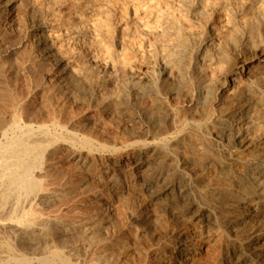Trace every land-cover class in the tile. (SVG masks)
<instances>
[{
	"label": "bare ground",
	"instance_id": "obj_1",
	"mask_svg": "<svg viewBox=\"0 0 264 264\" xmlns=\"http://www.w3.org/2000/svg\"><path fill=\"white\" fill-rule=\"evenodd\" d=\"M19 8L26 19L23 34L39 53L27 62L49 65L80 102L117 120L127 138L112 155L96 135L85 136L69 119L52 125L13 122L0 130V232L12 224L31 238L33 207L52 197L48 157L61 155L83 186L92 177L103 183L91 198L94 215H103V207L126 189L147 193L153 205L163 202L154 209L167 224L150 236L155 264H206L213 250L218 264H264V0H0V17ZM5 43L1 37V57L14 56L17 46ZM136 207L129 216L140 224L144 209ZM6 213L21 215L5 218ZM79 228L84 236L96 231L93 223ZM146 229L143 223L134 235ZM5 243L0 264L12 244ZM68 255L53 252L59 264L83 263Z\"/></svg>",
	"mask_w": 264,
	"mask_h": 264
},
{
	"label": "rangeland",
	"instance_id": "obj_2",
	"mask_svg": "<svg viewBox=\"0 0 264 264\" xmlns=\"http://www.w3.org/2000/svg\"><path fill=\"white\" fill-rule=\"evenodd\" d=\"M15 14H16V17H15ZM21 16H22V18H21ZM19 18L21 20H19ZM22 20H23V22H24V20L26 21L25 15L23 13V9L21 10L20 8L18 10L13 11V13L11 14V16H9V17H3V16L0 17V38L2 37V40L4 42H6L5 45L8 46V47L9 46L10 47H13V46L16 47L17 46L16 47L15 55L12 56V57H9V58H5V57L2 58L1 56H3L4 52H3L2 49L0 50V69H1L0 70V130L6 129L8 127L7 125L12 124L13 122L31 123V124L34 123V125H37V121H39L38 124H40V123H46L48 125H52V122H54V121L55 122L64 123V121L67 122L66 120L69 119V121H72V123H75V124H73L74 127L77 128V129H79L80 132H82V134H84L85 136L88 135V137L94 139L93 137H94V135H96V137H95L94 140H97V141H99V142L104 143L105 145H107L110 148L109 150L111 151V154L112 155L114 153V150L122 149V147H123V145L125 143L124 140H126L127 137L124 134V131H122L123 129L117 123V120L114 121V119H112V118H111L112 119L111 120L110 117H108L104 113V111H102L100 109L99 110L97 109L99 111V112H97L95 108L93 109V107L91 108V106H89L88 104H87L88 105L87 106V105H85L86 103L83 104V102H80L74 95L71 94V92L69 90V89H71V87H69V89L67 90V88H68L67 86L70 85V83H67V81L64 82L63 80H60L58 78H54V76L50 73V66L49 65L47 67H45L46 65H38V64H33V63H28L27 62V57L28 56H32V54L35 55V56H38L39 53H37L38 51L36 50L35 43L32 41V39L25 38V36L23 34V28L25 27L24 26L25 23H23ZM20 26H22V27H20ZM15 30H17V31L15 32ZM8 33H10V35ZM3 36H4V38H6V37L7 38L4 39ZM18 38H20L19 41H18ZM8 41H9V43H8ZM10 42H13V43H10ZM17 42H18V44H16ZM25 46H26V49H25ZM21 48H22V50H19ZM23 50L25 51L26 54L24 53ZM4 59H5V61H4ZM9 60H11V61H9ZM15 60H17V62ZM12 61H13V63L11 64L10 62H12ZM4 63H6L7 66H5ZM21 66H22V68H21ZM43 66L45 68H42ZM12 67H13V69H10ZM46 68L48 69V71H47ZM97 68H99V70ZM97 68H96L97 69V72L99 71V74L100 75H103L104 73H102V68L99 67V66ZM31 69H32V71H31ZM44 69H46L47 72ZM42 76H44V77H42ZM40 78H42V79L40 80ZM31 80H32V82H31ZM37 81H39V82H37ZM65 84H66V86H65ZM32 85H33V88L34 89L31 87ZM28 88H29V90H28ZM48 88H49V91H48ZM50 90H51V92H50ZM56 93H58V95ZM60 93H61V96L62 97H60ZM50 95H51V98H50ZM55 95H57L58 97L57 96L55 97ZM22 96L24 98L25 97L26 98L24 99V98H22ZM46 96H48V97H46ZM54 97L56 98L57 101L54 100L55 99ZM71 97H72V99H70ZM48 98H49V100H48ZM22 100H23V102H22ZM43 101H44V103H42ZM53 101H55L54 102L55 104H53ZM62 101H63V105H62ZM68 101H69V103H68ZM56 102L58 103V105H57ZM80 103H81V105H80ZM42 104H45V105H42ZM14 105L16 106V108H15ZM66 108H68V109H66ZM46 109H47V111H46ZM61 110H62V112H61ZM94 110L96 111V113H95ZM44 111H46V112H44ZM48 113H50L52 115H49ZM14 116H17V118L14 117ZM50 116H51V118H50ZM98 116H99L100 119L98 118ZM66 117H68V118H66ZM70 117H71V119H70ZM25 119H27L28 121L25 120ZM61 119H62L63 122L61 121ZM109 120L111 121V123L108 122ZM91 126H94V127H91ZM50 127H52V126H50ZM89 133H90V135H89ZM91 134H93V136ZM119 134L122 136V139L120 138L121 136ZM56 156H57V158H56ZM48 159H49L48 161H51L50 163H52V165H51V171H50V177L48 178V183L50 184V182H51V184L49 186L51 188V193L49 194V197L52 196V197H50L51 201H49L50 199H48V197H46V198L44 197L41 200V202H38L33 207V210H32L33 214H32V216L35 217V222H34V229L32 231V232H34V234L32 233L33 235L30 236L31 238H28V237H25L24 238L23 237L24 234L19 233V231L15 230L16 227H15V225H12V224L9 225V226H7L4 231L0 232L1 235L3 234V235L6 236L5 237V236H1L0 235V243L1 244H3V243L6 244L5 242H10L12 244H16V243L19 242V244H16V245H18L20 247V251H19V248H17L18 246L15 245L16 248L15 247L13 248L14 245L12 246V244H10V245L8 244V246H9L8 250H9V252H10L11 255L8 252V256H7L8 258L6 259L7 261L3 259L6 264H15V263L16 264H28V262H29V264H33V263L34 264H45V261L44 260H46V259H47L46 260L47 264H51V261H52V264H59V261L57 259H55V257L53 256V252H54L55 249L63 252L66 255L69 254L68 256L72 257V259L74 261L83 262L82 264H102V262H103V264H106V263L107 264H113V263L114 264H116V263L117 264H131V262L134 263V264L135 263L136 264H146V263L147 264H155V261L156 260L154 258H152V257L151 258L149 257V256H151L150 249H151V247L153 245V242L150 239L151 238L150 236H151V233H155V232L156 233H159L160 231H162V229L164 228V226L167 224V220L162 215V213H160V211H157L156 209H154V206L156 207V205H158V206L159 205H162L163 202L161 200L158 201L156 203V205H153L152 202L150 201V198H149V196H148L147 193L140 192V191H136V190H132V189H130V190L126 189V190H122L123 192H121V195L118 197L117 200H113L112 203H110L109 205H107L105 208L103 207V209H104L102 211L103 212V215H101V216L94 215V213L96 214L97 211H96V207L94 206L93 201H92L91 198H92V196H93V194H94V192L96 190H99V188L101 190L103 188V187H100L101 185H103V183L101 181H99L96 177L95 178L92 177V178H90L87 181L89 185L88 184L85 185V183H84V186H83V184H81V178L78 175V172L76 171V169L74 168V165L72 166V163L68 162L61 155H54L53 157L52 156L51 157L49 156ZM62 160H63V162H62ZM64 161H66L67 163L71 164L70 166H72L74 168V170L72 169V167L69 166V164H67ZM100 161L101 160H98L97 163L100 162ZM55 166H57L58 168L55 167ZM55 168L57 169V171H56ZM67 169H69L71 171H69ZM73 171H74V174L71 173ZM75 174H76V176H75ZM146 174H147V172L145 173V175ZM70 175H72V176H70ZM69 176H70V178H69ZM72 177H74V178H72ZM75 178H77L78 180L77 179L75 180ZM49 180H51V181L49 182ZM57 180H58V183L61 180L60 183H59V185L57 183ZM73 181H78V182H76V184H75V182H73ZM55 184H57L58 186L55 185ZM67 184H70V186L67 185ZM91 184H92V186H91ZM54 189H56V190H54ZM62 189L63 190L66 189L65 190L66 191V194H65V191H63ZM81 189H83V190H81ZM73 190H77V191H73ZM54 191H55V193H54ZM57 191H58V194L60 193L59 196L57 195ZM194 191H195V194L197 196L198 190L196 189ZM70 192H71V194L72 193L73 194L71 195ZM125 193H127V194H125ZM133 194L136 195V196H132ZM82 195L84 197H82ZM124 196L125 197L127 196V198H125ZM59 197H61L63 200L61 198L59 199ZM86 197H87V199H86ZM129 197L131 199H133V200H131ZM128 198H129V201H128ZM46 199L49 201L48 203H47V200ZM67 199H69L70 201L67 200ZM125 199L127 200V202H126ZM45 200H46V202H45ZM75 200H77V201H75ZM56 201H57V203H56ZM65 201H66V203L68 202L67 203L68 205L65 203ZM86 201L89 202V203H87ZM121 201H123V202H121ZM138 201H139V203H138ZM80 202H81V204H80ZM120 202H121V205L122 206L120 205ZM45 203H47V204H45ZM69 203L71 204V206H70ZM75 203H76V205H75ZM72 204H74V205L72 206ZM74 206H76V208ZM119 206H121V207H119ZM136 206H138V208H140V210H142V209H144V210L140 211V213H139V214H141L140 224L139 223H135L136 224L135 225L134 223H132V219L130 218L129 215H130V213L138 210ZM65 207H67V208L65 209ZM82 207H84V208H82ZM125 207L127 209H125ZM116 208H118V209H116ZM82 209H84V210H82ZM93 209H94L95 212L93 211ZM118 210L119 211L121 210L122 212L121 211L119 212ZM55 211H56V213H55ZM72 211H73L74 214L72 213ZM78 211H81V212H78ZM85 212H86V214H85ZM154 212H156V213L159 212V214H156ZM88 213H89V215H88ZM118 213L119 214L121 213L120 214L121 216ZM146 213H147V216H149L150 218L149 217L147 218ZM150 213L152 214L151 216H150ZM7 214L8 213H6V215H4L3 217L6 218V216L8 217L10 215V217L12 218V217H15V215H16V217H18V216L21 215L20 213H14V215H13V213H10L8 215ZM90 214H92V215H90ZM155 214H156V216H155ZM159 215H160V217H159ZM39 216H41V217H39ZM49 216H51V217H49ZM55 216H57V218H55ZM72 216L74 217L73 219H72ZM86 216L89 219L86 218ZM103 216L105 217V219H104ZM36 217H38V219ZM154 217H157V218L159 217V218L158 219L155 218L156 221L154 222V220H153ZM41 218H42L43 221L41 220ZM96 218H97V221H96ZM74 219H77L76 222H75ZM116 220L118 222H115ZM120 220L121 221L123 220V221L121 222ZM50 221H51V223H50ZM79 221H81V222H79ZM93 221H95V222H93ZM126 221H127V223H126ZM113 222H114V224H113ZM92 223H93L96 231H93V233L90 234V235H88V236H86V235L84 236L82 234L83 233L82 230L79 228V224H83L84 226H86V225L89 226V224L92 225ZM115 223H116V225H115ZM141 223L142 224L144 223L146 225L147 229L142 234H140L141 236L138 235L139 236L138 237V236L134 235V229H135V227L136 228L137 227L139 228V226L142 225ZM37 224H40V225H37ZM73 224H76V226L73 225ZM68 225H70V226H68ZM160 225H162V226H160ZM129 226L132 227V228H130ZM72 227L74 228V230H73ZM117 227H119V228H117ZM155 227H156V229H155ZM56 228H57V230H55ZM64 228H65V230H64ZM130 230H133V231H130ZM94 233H96V234H94ZM37 234H39V235H37ZM54 234H56V236H54ZM102 235H103L102 238L105 239V240H103L101 238ZM14 236L16 237V238H14V240L16 241V243H14L15 241L13 240V237ZM37 236H38V238H37ZM115 236H116V238H115ZM17 237H18V239H17ZM74 237H76V238H74ZM77 238L81 241L80 243H79V240H77V242H76V239ZM71 239H73L72 240L73 242L70 241ZM89 239L92 240V241H90ZM131 239H132V241H131ZM148 239H149V241H148ZM65 240H67V242L69 244ZM101 240H102V242H101ZM110 241H112V242H110ZM107 242H109V243H107ZM147 242L151 246H149L147 244ZM71 243H73V245ZM87 244H89V245L87 246ZM120 244H121V246H120ZM57 245H58V247H57ZM62 245H64V247ZM66 245H67V247H66ZM84 246H86L88 249L86 247H84ZM95 246H97V247L99 246L100 248L99 247L98 248L100 250L97 247L95 248ZM128 246H129L130 249L128 248ZM34 247H36V248H34ZM76 247H77V249L75 251V248ZM109 248H111V249H109ZM14 249L16 251L18 250L21 253L20 254L19 253H15ZM117 249H118V251H117ZM25 251H26V253H25ZM110 251H112V252H110ZM75 253H77L76 256H75ZM211 253L208 256V259L209 258L210 259L207 260V263L206 264H218V262L215 259L216 256H214L215 255L214 250ZM97 254H98V256H97ZM109 254L112 257H110ZM114 254H116V255H114ZM15 256L16 257L18 256V257L16 258ZM42 256H45V257H42ZM91 256H94V260L93 261H90V257ZM22 257H23V259L26 262L22 259ZM40 257H42V258H40ZM100 257H102V258H100ZM103 257L106 258V259H104ZM116 257H117V259H116ZM143 257H145V258L143 259ZM35 258L39 259L40 261L37 260V259H35ZM130 258H131L132 261L130 260ZM14 259L16 260V262H15ZM50 259H52V260H50ZM49 260H50V262H48ZM122 260L123 261L125 260V261L123 262ZM128 260H129L130 263L128 262ZM108 261H110V262H108ZM112 261H113V263H112ZM156 263H157V261H156Z\"/></svg>",
	"mask_w": 264,
	"mask_h": 264
}]
</instances>
